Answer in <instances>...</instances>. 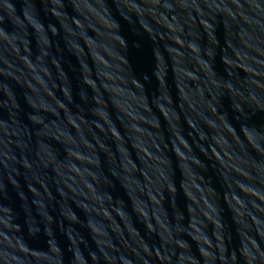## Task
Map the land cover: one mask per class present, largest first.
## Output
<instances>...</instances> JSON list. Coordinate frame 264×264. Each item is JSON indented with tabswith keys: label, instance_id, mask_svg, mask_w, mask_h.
<instances>
[{
	"label": "water",
	"instance_id": "water-1",
	"mask_svg": "<svg viewBox=\"0 0 264 264\" xmlns=\"http://www.w3.org/2000/svg\"><path fill=\"white\" fill-rule=\"evenodd\" d=\"M0 264H264V0H0Z\"/></svg>",
	"mask_w": 264,
	"mask_h": 264
}]
</instances>
